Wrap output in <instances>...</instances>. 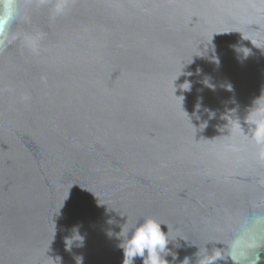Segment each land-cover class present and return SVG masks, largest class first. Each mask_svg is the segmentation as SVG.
Listing matches in <instances>:
<instances>
[{
	"label": "water",
	"instance_id": "water-1",
	"mask_svg": "<svg viewBox=\"0 0 264 264\" xmlns=\"http://www.w3.org/2000/svg\"><path fill=\"white\" fill-rule=\"evenodd\" d=\"M257 106L264 0H17L0 43V264H123L146 218L169 229L168 264H231L218 243L264 211Z\"/></svg>",
	"mask_w": 264,
	"mask_h": 264
},
{
	"label": "clouds",
	"instance_id": "clouds-1",
	"mask_svg": "<svg viewBox=\"0 0 264 264\" xmlns=\"http://www.w3.org/2000/svg\"><path fill=\"white\" fill-rule=\"evenodd\" d=\"M17 16V0H0V43L10 35V27ZM251 120L249 138L258 146L264 145V107L257 106L247 120ZM264 159V152L260 154ZM112 223V221H109ZM162 224L155 218H146L131 229L120 247L124 251L123 264H134L140 257L144 264H168L169 229L162 231ZM167 226V225H165ZM123 228L120 236L123 234ZM111 235V233H109ZM223 245L217 260L231 261V264H261L264 252V211L253 208L232 232ZM216 260V261H217ZM77 264H83V257H77ZM183 264H189L185 258Z\"/></svg>",
	"mask_w": 264,
	"mask_h": 264
}]
</instances>
